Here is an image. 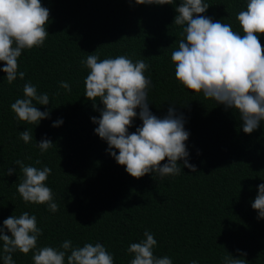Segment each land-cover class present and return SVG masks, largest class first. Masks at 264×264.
<instances>
[{
    "label": "trees",
    "instance_id": "trees-1",
    "mask_svg": "<svg viewBox=\"0 0 264 264\" xmlns=\"http://www.w3.org/2000/svg\"><path fill=\"white\" fill-rule=\"evenodd\" d=\"M203 2L209 7L202 15L241 31L235 17L246 8V0ZM41 4L49 9V36L43 46L22 50L18 72H25L24 79L17 77L9 84L0 71V227L10 215L28 212L42 229L37 248L59 249L65 240L73 247L102 243L114 264H129L133 257L127 248L143 240L146 230L157 241L153 254L168 256L173 264H224L227 254L240 258V252L247 253V264H264V219H258L251 207L258 185L264 183V121L245 134L235 110L175 79L171 52L183 37L182 26L173 20L180 0L163 5L135 0ZM259 40L264 47V34ZM90 54L100 59L125 55L149 65L144 73L151 81L149 110L159 118L169 107L183 115L189 132L187 160L196 172L179 160L177 175L148 173L137 179L116 163L106 151L107 142L94 134L98 125L91 121L99 118L103 105L84 96L89 70L82 61ZM61 81L68 82L71 91L61 88ZM29 82L38 95L49 96L48 105L33 101L38 110L49 111V117L36 125L19 121L10 108L24 98L23 85ZM136 111L129 134L142 124ZM58 119L63 123L52 127ZM26 129L33 135L28 143L20 139ZM45 138L53 145L42 151L37 143ZM17 160L51 168L45 183L52 189L56 212L47 204L23 201L16 190L23 179ZM166 162L167 158L161 165ZM9 168L14 170L11 175ZM4 234L11 235L7 229ZM33 251L12 253L15 264H33ZM2 256L0 241V264Z\"/></svg>",
    "mask_w": 264,
    "mask_h": 264
},
{
    "label": "clouds",
    "instance_id": "clouds-1",
    "mask_svg": "<svg viewBox=\"0 0 264 264\" xmlns=\"http://www.w3.org/2000/svg\"><path fill=\"white\" fill-rule=\"evenodd\" d=\"M135 3L163 5L171 4L172 0H135ZM208 7L203 0H180L175 8L177 15L173 23L182 26L183 37L178 49L171 52L175 79L186 89L235 110L242 121V131L251 134L264 121V47L259 40L260 34H264V0H246V8L235 17L239 32L228 23L213 22L202 15ZM48 22L49 9L41 0H0V62L4 63L0 71L6 74L9 84L17 77L24 79L25 72H18V58L22 50L43 46L49 36ZM82 64L89 70L84 79V96L91 101L99 100L103 105L99 118H91L92 123L98 125L94 134L107 142L106 151L118 165L124 166L128 175L137 179L148 173L161 177L177 175L181 172L179 160H183L184 167L196 172L195 166L187 160L185 142L189 132L185 130L183 115H176L169 107L167 114L159 118L149 110L147 96L151 81L144 74L149 65L143 59L133 62L125 55L100 59L90 54ZM60 87L71 91L66 81H61ZM23 96L10 105L16 119L36 125L49 117V111L42 112L33 104L36 101V104L48 105L47 93L38 95L36 86L29 82L23 85ZM93 107H96L95 102ZM137 108L142 124L129 134ZM62 123V119H58L52 127ZM20 139L30 142L32 132L27 129L20 132ZM52 145L46 138L37 143L42 151ZM165 158L167 162L161 165ZM15 165L23 174L16 189L23 201L47 204L50 211L56 212L58 205L53 200L52 189L45 183L51 168L28 166L20 160L15 161ZM13 171L9 168L8 175ZM251 207L257 211L258 219H264V183L258 185ZM5 229L11 235L4 234ZM41 234L36 216L28 212L4 219L0 227L3 264H15L12 253L18 251L27 255L33 250V264H114L113 255L102 243L73 247L71 240H65L59 249L37 248ZM143 236V240L128 246L127 252L133 257L129 264H173L170 257L153 254L157 241L151 232L146 230ZM246 255L240 252V258H233L227 254L224 264H247L243 259Z\"/></svg>",
    "mask_w": 264,
    "mask_h": 264
}]
</instances>
